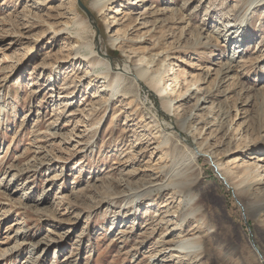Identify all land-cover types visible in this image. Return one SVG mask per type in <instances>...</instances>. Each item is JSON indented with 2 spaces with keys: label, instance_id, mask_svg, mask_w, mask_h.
<instances>
[{
  "label": "rangeland",
  "instance_id": "obj_1",
  "mask_svg": "<svg viewBox=\"0 0 264 264\" xmlns=\"http://www.w3.org/2000/svg\"><path fill=\"white\" fill-rule=\"evenodd\" d=\"M80 1L91 19L78 0H0V264H150L185 237L206 264H264V0H120L103 15ZM233 32L250 39L228 71ZM98 38L115 65L162 54L151 70L169 59L163 96L189 85L208 103L196 111L198 88L176 116L157 113L163 98L134 74L112 97ZM174 254L166 264H181Z\"/></svg>",
  "mask_w": 264,
  "mask_h": 264
},
{
  "label": "bare ground",
  "instance_id": "obj_2",
  "mask_svg": "<svg viewBox=\"0 0 264 264\" xmlns=\"http://www.w3.org/2000/svg\"><path fill=\"white\" fill-rule=\"evenodd\" d=\"M120 0H92L91 6L92 8L98 12L99 15H103L106 11H112V8L114 7L115 4H118ZM150 2V0H140L138 1L137 6V10L138 8L140 9L139 4L141 6V8H145L146 4ZM254 2H257L256 0ZM253 4H256L254 3ZM136 4V3H135ZM254 8V7H253ZM256 8V7H255ZM147 9V8H146ZM136 10V9H135ZM114 12V11H113ZM148 12V11H147ZM75 14L77 15L78 12L75 11ZM138 14V13H137ZM141 16H143V19L146 18V10H144L142 13H140ZM136 15V13H133L134 17ZM145 16V17H144ZM246 20L248 21V18H246ZM213 21V20H212ZM245 22V20L243 21V23ZM118 23L116 21L112 22L111 24H109V30L112 26L117 25ZM229 28H233L234 24H230L228 26ZM236 27V25H235ZM233 30V29H232ZM111 36L109 38L110 44H112V47L115 46L116 44H118L119 40L116 38L115 34H112V31H110ZM223 33L224 31H222L221 29H215L213 31L214 36H211L213 39H222L223 38ZM254 34L251 33L250 37H252ZM250 39L249 36H242L241 34L239 35L237 32H233L232 33V37L229 38L227 44L231 45V46H235V45H239V44H243L246 43V40ZM101 39H97L96 41V49L97 51H94L93 53V57L98 60V64L97 67L95 68V72L99 74V77L102 79V90L103 91H111L112 93V97L115 95L117 96V94H119L120 92H122L123 90V86H124V82L122 79V75H128V74H134L137 81H141L142 83H144V85L149 88V90L151 92H158L159 96L162 97V104H161V110L157 109V113H161L164 112L165 114H167L170 117L176 116V111L178 109V105H180L183 102H188L192 99H194L196 97V95L199 94L198 92V88H194V86H189L186 85L185 88V92L182 93L181 95H179V91L176 92V90H178L177 85L176 84L172 91H173V95L169 98H165L163 95L165 93V90H163L161 88V80L160 77L165 74L164 72H168V67H169V63L167 62L169 59H165L162 61L161 64V71L159 73H155L151 70L152 64H154L155 60H159V58H161L163 55L158 53L156 55H153L151 57L152 63L151 65H147V59L145 57H141L139 58L137 64H135L134 66L130 65V60H128L126 62V64L124 63V65L119 66V65H115L113 63H111L108 58L106 57L105 54L100 53L99 48L101 49V43L100 41ZM241 45H239V49H237V51H235L234 54L227 56V65L226 68L228 69V71H232L234 68L238 67L239 64L241 63V54H243L244 51H242V47H240ZM129 59V58H128ZM225 68V67H224ZM133 76V75H132ZM209 75L207 74L205 76V78L202 80L203 83L206 82V79ZM134 77V76H133ZM221 78V77H220ZM198 81H195L194 85H197ZM174 84V82H172V85ZM200 91H202L201 93V97L199 98V100H197V103L195 105V109L196 111H200L202 109H204V106L208 103L209 101V97H210V93L206 88H200ZM176 92V94H175ZM173 96H175V98H173ZM114 99V98H113ZM177 107V108H176ZM192 118H187L186 120L181 121L180 123L177 122V125L179 126V130L181 135L185 134L187 137L190 138V134L186 129L187 123L189 122V120H191ZM182 120V119H181ZM176 126V125H175ZM174 127L169 126L168 128L165 129H172ZM182 137V136H181ZM180 140V138H179ZM179 146H187V147H191L192 149V153H193V157L195 160H197V158H199L201 155H203V153L200 151L201 148H198L197 146V141L196 139L193 140H186L184 138H181V140L178 142ZM214 158V157H213ZM210 160L212 161V159L210 158ZM210 161V162H211ZM215 161V160H214ZM197 161H195L194 163H196ZM216 163V161H215ZM217 164V163H216ZM214 164V165H216ZM218 167L220 168V165L217 164ZM220 171L222 172V169L220 168ZM223 175H225L224 173H222ZM226 176V175H225ZM227 177V176H226ZM225 179V178H224ZM190 203H195L197 201V196H191L189 199ZM189 215L192 216L194 218V216L196 215H201V209L198 207H195L194 209L191 210V212H189ZM135 218V219H134ZM188 218V217H187ZM126 221L130 223V221L132 219H134L131 222L132 226H136L140 224V216L139 215H135L134 217H132V215H128L126 217ZM129 219V220H128ZM122 223V222H120ZM114 225V224H113ZM117 227L119 226H112L111 230H116ZM135 228V227H134ZM176 231L175 228H173L172 230L168 231V234H173ZM168 236V235H167ZM197 239V238H196ZM166 246H168V248H164L162 249L160 252V254H155L154 256L150 257L149 259V263L150 264H166L167 262H169L167 255L168 254H172L173 252H177V254L180 255H176L174 254V256H172L173 258H181L182 260L180 261L182 264V261L184 260H190V264H206L205 263V253L206 250L201 243L196 242L195 238H182L180 240H176L173 241L171 243H166ZM258 250V249H257ZM257 255L260 256V252H257ZM263 258V257H261ZM260 258V259H261ZM262 260V259H261Z\"/></svg>",
  "mask_w": 264,
  "mask_h": 264
},
{
  "label": "water",
  "instance_id": "obj_3",
  "mask_svg": "<svg viewBox=\"0 0 264 264\" xmlns=\"http://www.w3.org/2000/svg\"><path fill=\"white\" fill-rule=\"evenodd\" d=\"M78 4L80 6V8L87 14L88 18L91 19L92 15L90 13V11L82 4V2L80 0H78ZM100 50V48H99Z\"/></svg>",
  "mask_w": 264,
  "mask_h": 264
}]
</instances>
